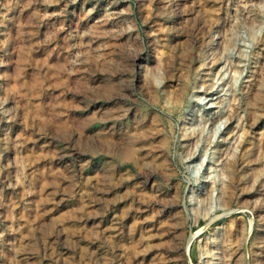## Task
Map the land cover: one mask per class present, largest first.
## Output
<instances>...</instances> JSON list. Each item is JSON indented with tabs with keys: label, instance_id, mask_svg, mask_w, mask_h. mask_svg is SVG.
<instances>
[{
	"label": "rangeland",
	"instance_id": "1",
	"mask_svg": "<svg viewBox=\"0 0 264 264\" xmlns=\"http://www.w3.org/2000/svg\"><path fill=\"white\" fill-rule=\"evenodd\" d=\"M0 264H264V0H0Z\"/></svg>",
	"mask_w": 264,
	"mask_h": 264
}]
</instances>
